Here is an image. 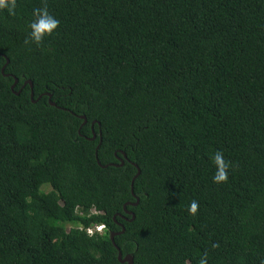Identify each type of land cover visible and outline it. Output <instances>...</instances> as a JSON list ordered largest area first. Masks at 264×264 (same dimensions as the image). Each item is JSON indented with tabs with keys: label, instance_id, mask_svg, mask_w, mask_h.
<instances>
[{
	"label": "trees",
	"instance_id": "obj_1",
	"mask_svg": "<svg viewBox=\"0 0 264 264\" xmlns=\"http://www.w3.org/2000/svg\"><path fill=\"white\" fill-rule=\"evenodd\" d=\"M45 3L59 26L26 44ZM120 255L264 264V0L0 10V264Z\"/></svg>",
	"mask_w": 264,
	"mask_h": 264
},
{
	"label": "clouds",
	"instance_id": "obj_2",
	"mask_svg": "<svg viewBox=\"0 0 264 264\" xmlns=\"http://www.w3.org/2000/svg\"><path fill=\"white\" fill-rule=\"evenodd\" d=\"M6 9L10 15L16 14L17 0H0V10ZM34 19L29 23L28 35L25 43H34L40 46L44 39L50 36L59 26L60 21L51 15L47 9V5L33 10ZM211 161L216 168L213 176L214 183H223L228 179L229 164L225 162L223 153L219 150L211 157ZM198 208L197 202L193 201L189 207V212L195 214ZM199 264H207V257H201Z\"/></svg>",
	"mask_w": 264,
	"mask_h": 264
},
{
	"label": "water",
	"instance_id": "obj_3",
	"mask_svg": "<svg viewBox=\"0 0 264 264\" xmlns=\"http://www.w3.org/2000/svg\"><path fill=\"white\" fill-rule=\"evenodd\" d=\"M8 63V62H7ZM31 88L33 89V84L31 83ZM34 96V95H33ZM32 96V97H33ZM120 260L122 261V262H126L127 260H129L130 261V264L132 263V257H128L127 259H122V255H120Z\"/></svg>",
	"mask_w": 264,
	"mask_h": 264
},
{
	"label": "rangeland",
	"instance_id": "obj_4",
	"mask_svg": "<svg viewBox=\"0 0 264 264\" xmlns=\"http://www.w3.org/2000/svg\"><path fill=\"white\" fill-rule=\"evenodd\" d=\"M44 189L46 190V191H49L50 189H51V187L49 186V185H46L45 187H44ZM101 228H99V230H100Z\"/></svg>",
	"mask_w": 264,
	"mask_h": 264
}]
</instances>
